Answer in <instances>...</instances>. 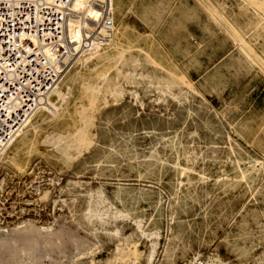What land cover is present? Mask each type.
<instances>
[{
	"label": "rangeland",
	"instance_id": "obj_1",
	"mask_svg": "<svg viewBox=\"0 0 264 264\" xmlns=\"http://www.w3.org/2000/svg\"><path fill=\"white\" fill-rule=\"evenodd\" d=\"M112 11L108 42L76 53L0 155V264H264V0ZM90 87V144L66 160L44 137L76 127ZM95 197L101 223H87Z\"/></svg>",
	"mask_w": 264,
	"mask_h": 264
},
{
	"label": "built area",
	"instance_id": "obj_2",
	"mask_svg": "<svg viewBox=\"0 0 264 264\" xmlns=\"http://www.w3.org/2000/svg\"><path fill=\"white\" fill-rule=\"evenodd\" d=\"M74 1L0 0V155L76 53L102 47L111 36L112 0H87L89 15Z\"/></svg>",
	"mask_w": 264,
	"mask_h": 264
},
{
	"label": "bare ground",
	"instance_id": "obj_3",
	"mask_svg": "<svg viewBox=\"0 0 264 264\" xmlns=\"http://www.w3.org/2000/svg\"><path fill=\"white\" fill-rule=\"evenodd\" d=\"M77 0H75L74 1V3H73V6H74V4H75V2H76ZM86 1L87 0H78L77 1V4L78 5H84L85 4V7H86ZM86 10H87V15H89V14H91L92 12H91V10H89V9H87L86 8ZM111 35H112V33H111ZM111 37V36H110ZM110 39V38H109ZM99 50H101L100 49V47H94V48H92L90 51H88V53H87V55H97L98 54V52H99ZM125 52V51H124ZM127 52V51H126ZM129 53V52H128ZM122 54H123V51L120 53V51L119 52H115L114 53V55L112 56V57H120L121 58V56H122ZM86 55V54H85ZM111 57V59H113ZM119 58V59H120ZM114 59H117V58H114ZM128 59H131L130 58V56L128 57ZM135 59V58H134ZM107 61V60H106ZM125 61V60H124ZM126 61H128V60H126ZM118 63H119V61H118ZM132 65V64H131ZM134 65V64H133ZM113 69H114V67H113ZM137 70V69H136ZM109 72V71H108ZM126 75V74H125ZM132 75H134V74H132ZM140 75V74H139ZM130 76V75H129ZM146 76V75H145ZM118 77V76H117ZM140 77H142V76H140ZM139 77V78H140ZM102 78V77H101ZM143 79H144V77H143ZM99 80V79H98ZM116 80V79H115ZM116 82V81H115ZM158 82H159V80H158ZM163 82V81H162ZM160 83V82H159ZM165 83V82H164ZM102 84V83H101ZM85 85V84H84ZM84 87V86H83ZM87 85H86V90H87ZM120 87V86H119ZM147 87V86H146ZM149 87V86H148ZM170 87V86H169ZM169 87H166L167 89H169ZM179 87V86H178ZM89 88V87H88ZM91 89H90V92H91V95L93 96V97H91L90 99L91 100H89V97L91 96V95H89V97H88V94L87 93H89V90H87V91H85V92H87L86 94H85V97L87 98V99H85L84 100V103L80 106V107H78V111L75 113V114H77V124H76V127L74 126V128H73V130L72 131H68L67 133H65V134H62L61 132L60 133H57V132H53L51 135H47V136H45L44 137V141L49 145V146H51L52 148H53V150L55 149L56 150V152H58L64 159H73L74 157H76V156H78V154H79V152L81 151V149L83 148V149H85L84 147L86 146H88L87 144L89 143L90 144V140L88 139L89 137H88V129H89V126L91 125V116H89L88 115V111H90L91 109H92V107L94 106V104H93V102H94V99L96 98L95 96L97 95H95L93 92H95V91H93V88L94 89H99L98 87H90ZM150 89L152 88V86L151 87H149ZM155 88H157V86L155 87ZM159 88V87H158ZM173 87H171L170 89L171 90H173L172 89ZM84 89V88H83ZM84 89V90H85ZM116 89V88H115ZM175 89V88H174ZM83 90V91H84ZM165 90V89H164ZM144 92V91H143ZM167 92V91H166ZM97 93H99V91L97 92ZM158 93H161V92H158ZM169 93V92H168ZM155 94V93H154ZM162 94H164V93H162ZM87 95V96H86ZM95 95V96H94ZM157 95V94H156ZM159 95V94H158ZM165 95H167V94H165ZM118 96V95H117ZM147 96V95H146ZM161 96H163V95H161ZM168 96V95H167ZM84 97V96H83ZM84 97V98H85ZM138 97V96H137ZM176 98V97H175ZM160 101V100H159ZM106 102V101H105ZM158 103V102H157ZM156 103V104H157ZM177 104V103H176ZM105 106V105H104ZM140 107V106H139ZM77 108V107H76ZM142 109V108H141ZM57 110H59V109H56V110H54L53 112H50V110H47V109H44V111H45V113L47 114H49V115H51V116H53L54 114H56V112H57ZM92 111V110H91ZM39 115V114H38ZM36 117H37V115H36ZM52 118V117H51ZM53 120V119H52ZM93 120V119H92ZM57 121V120H56ZM49 123H52V122H49ZM26 124V125H25ZM27 127V125L28 126H31V125H29V121L27 120L23 125H22V127L20 128V130L18 131V134L16 135V136H20L21 134H22V131H21V129L23 128V127H25V126ZM37 126V125H36ZM35 127V126H34ZM94 127V126H93ZM37 129V128H36ZM28 130V129H27ZM33 130V129H32ZM37 131V130H36ZM49 133V132H48ZM117 133V132H116ZM141 133V132H140ZM121 134V133H120ZM123 134V133H122ZM121 134V135H122ZM129 134V133H128ZM139 134V133H138ZM130 137H132V136H130ZM132 139V138H131ZM13 140H15V139H13ZM127 140V139H126ZM134 140H135V138H134ZM165 140V139H164ZM112 141V140H111ZM114 141V140H113ZM11 142H13V141H11ZM10 142V144L5 148V150H8L9 149V146H11V143ZM134 142V141H133ZM42 143V142H41ZM45 143V144H46ZM117 143V142H116ZM132 143V142H131ZM174 143V142H173ZM42 145H44L43 143H42ZM47 145V146H48ZM32 146V145H31ZM123 146V145H122ZM30 147V146H29ZM41 147V146H40ZM117 147L119 148V146L117 145ZM123 147H125V146H123ZM128 147H129V145H128ZM127 147V148H128ZM142 147V146H141ZM43 148V147H42ZM104 148V147H103ZM34 149V148H33ZM120 149V148H119ZM4 150V151H5ZM43 150H45V149H43ZM52 150V151H53ZM109 150V149H108ZM116 150H118V149H116ZM129 150V149H128ZM133 150V149H132ZM3 151V152H4ZM36 151V150H35ZM49 151H50V149H49ZM122 151V150H121ZM84 152V151H83ZM106 152V151H105ZM120 152V151H119ZM29 153V152H28ZM34 153V152H33ZM49 153V152H48ZM122 153V152H121ZM56 154V153H55ZM112 154H113V152H112ZM37 155H39V153L37 154ZM116 155V154H115ZM134 155V154H133ZM15 156V155H14ZM60 156V157H61ZM29 157V156H28ZM105 157V156H104ZM117 157H118V155H117ZM116 157V158H117ZM123 157V156H122ZM157 157V156H156ZM43 158V157H42ZM112 158V157H111ZM115 158V159H116ZM120 158V157H119ZM124 158V157H123ZM131 158V157H130ZM139 158V157H138ZM158 158V157H157ZM49 159V158H48ZM113 159V158H112ZM129 159V158H128ZM137 159V158H136ZM60 160V159H59ZM105 160V159H104ZM133 160V159H132ZM58 161V160H57ZM121 161V160H120ZM126 161V160H125ZM55 162V161H54ZM17 160H16V158H14V157H12V158H10L9 159V164L11 165V166H13V167H15V168H17L18 166H17ZM45 163V162H44ZM70 163V162H69ZM126 163V162H125ZM46 164V163H45ZM58 164V163H57ZM62 164V163H61ZM63 165V164H62ZM237 165V164H236ZM7 166V165H6ZM48 166V165H47ZM61 166V165H60ZM66 166V165H65ZM8 167V166H7ZM67 168H68V166H66ZM10 168V167H9ZM64 168V167H63ZM181 169V168H180ZM19 170V169H18ZM90 170V169H89ZM183 170V169H182ZM239 170V169H238ZM186 171V170H185ZM16 172V171H15ZM191 172V171H190ZM189 173V172H188ZM203 178V177H202ZM241 178V177H240ZM242 179V178H241ZM217 180V179H216ZM181 185V184H180ZM183 185V184H182ZM74 186V185H73ZM179 186V185H178ZM99 191V190H98ZM100 192V191H99ZM103 192V191H102ZM101 194V193H100ZM89 195V194H88ZM103 195V194H102ZM45 196H46V193L45 192H43V193H41V197H40V200H41V198H45ZM72 196V195H71ZM91 196V195H90ZM95 196H96V194H95ZM101 196V195H100ZM89 198V197H88ZM91 198V197H90ZM99 198H101V197H99ZM98 197H95V199L94 200H92V201H90V200H88L87 201V208H86V212H85V214L83 213V215H82V219H84V220H86V222L88 223L91 219H94V221H96V222H100L101 221V217H100V215H99V213H98V207H99V204H100V199H99ZM103 198V197H102ZM46 200V199H45ZM44 201V200H43ZM70 202V201H69ZM74 202V201H73ZM103 202V201H102ZM72 207V206H71ZM102 208V207H101ZM109 208V207H108ZM117 212V211H116ZM120 212V211H119ZM109 213V212H108ZM113 214V213H112ZM116 214V213H115ZM103 216V215H102ZM110 220V219H109ZM108 220V221H109ZM117 222V221H116ZM101 223V222H100ZM105 223V222H104ZM102 225V224H101ZM105 225V224H104ZM89 226V225H88ZM100 229H101V227H99ZM98 228V229H99ZM28 229V228H27ZM93 229H96V228H93ZM23 229H21V230H18L19 232H16V235H17V237H14L15 239H17V241L18 242H20V243H22V244H26V246H28V245H30L31 244V242H32V240L31 239H33V235L31 234V232H29V230H30V228H29V230H27L26 231V229H24V231H22ZM32 230V229H31ZM12 231V230H11ZM16 231V230H15ZM46 232V231H45ZM44 232V233H45ZM18 233V234H17ZM38 233L39 232H37L36 234H37V236H38ZM49 233V232H48ZM52 234V233H51ZM116 234V233H115ZM150 234V233H149ZM15 235V236H16ZM35 235V234H34ZM60 235H61V233H59V232H55V233H53V236H54V238H57V237H59V239H60ZM145 235V234H144ZM41 236H42V238H41ZM44 236L47 238V235L46 234H40L39 233V237H38V239L40 240V241H42L41 239H43L44 238ZM131 236V235H130ZM129 236V237H130ZM32 237V238H31ZM128 237V238H129ZM48 238H49V240H50V238H51V236L49 237V234H48ZM4 238H2V240H3ZM11 239V238H10ZM14 239V240H15ZM45 239V238H44ZM53 239V238H52ZM58 239V238H57ZM2 240H0V249H2V248H4L5 246H6V242L5 241H2ZM5 240V239H4ZM9 240V239H8ZM36 240V239H35ZM39 240L36 242V241H34V245H36L38 242H39ZM48 240V241H49ZM126 240H128V239H126ZM7 241V240H6ZM31 241V242H30ZM46 241H47V239H46ZM81 241V240H80ZM83 241V240H82ZM9 242L11 243V241H8V244H9ZM44 242V241H43ZM77 243L79 242V241H76ZM13 243V242H12ZM30 243V244H29ZM33 243V242H32ZM129 243V242H128ZM28 244V245H27ZM11 245V244H10ZM9 245V246H10ZM32 245V244H31ZM41 245V244H40ZM42 245H43V243H42ZM41 245V246H42ZM8 246V245H7ZM6 246V247H7ZM8 246V247H9ZM38 246V245H37ZM7 247V248H8ZM31 247V246H30ZM118 247V246H117ZM17 248V247H16ZM27 248V247H26ZM9 249V248H8ZM11 249H13V248H11ZM10 249V250H11ZM41 249V248H40ZM59 249V248H58ZM6 250V249H5ZM17 251H18V249H16ZM15 250V251H16ZM23 250V249H22ZM37 250V249H36ZM42 250H44V249H42ZM46 250V249H45ZM5 252V251H4ZM4 252H2V254L4 253ZM37 252V251H36ZM35 252V253H36ZM39 252V251H38ZM54 252V251H53ZM15 253V252H14ZM17 253V252H16ZM32 253V252H31ZM41 253V252H40ZM4 254H6V253H4ZM121 254H122V250L121 251H119L118 252V257H121ZM14 255V254H13ZM35 256V255H34ZM199 257V256H198ZM110 260V259H109ZM36 261V260H35Z\"/></svg>",
	"mask_w": 264,
	"mask_h": 264
}]
</instances>
